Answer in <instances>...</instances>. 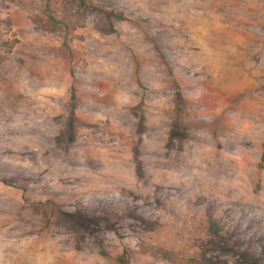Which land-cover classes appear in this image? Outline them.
<instances>
[{"label": "rangeland", "instance_id": "1", "mask_svg": "<svg viewBox=\"0 0 264 264\" xmlns=\"http://www.w3.org/2000/svg\"><path fill=\"white\" fill-rule=\"evenodd\" d=\"M0 0V264H264V0Z\"/></svg>", "mask_w": 264, "mask_h": 264}, {"label": "trees", "instance_id": "2", "mask_svg": "<svg viewBox=\"0 0 264 264\" xmlns=\"http://www.w3.org/2000/svg\"><path fill=\"white\" fill-rule=\"evenodd\" d=\"M78 1L80 4L85 5L86 0H76ZM47 4H46V9L45 12L46 14L49 16V18L51 20H53L54 22L56 21V17L53 15V3L55 2V0H46Z\"/></svg>", "mask_w": 264, "mask_h": 264}]
</instances>
